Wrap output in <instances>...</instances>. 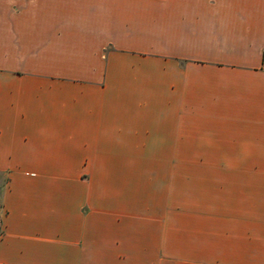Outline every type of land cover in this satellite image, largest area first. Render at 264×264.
I'll use <instances>...</instances> for the list:
<instances>
[{
	"label": "crops",
	"instance_id": "crops-1",
	"mask_svg": "<svg viewBox=\"0 0 264 264\" xmlns=\"http://www.w3.org/2000/svg\"><path fill=\"white\" fill-rule=\"evenodd\" d=\"M0 264H264V0H0Z\"/></svg>",
	"mask_w": 264,
	"mask_h": 264
},
{
	"label": "rangeland",
	"instance_id": "rangeland-1",
	"mask_svg": "<svg viewBox=\"0 0 264 264\" xmlns=\"http://www.w3.org/2000/svg\"><path fill=\"white\" fill-rule=\"evenodd\" d=\"M3 179H2V177H0V195H1V189H2V186H3Z\"/></svg>",
	"mask_w": 264,
	"mask_h": 264
}]
</instances>
